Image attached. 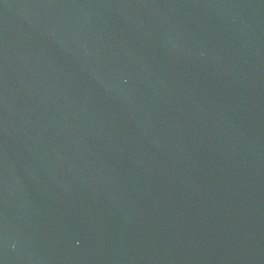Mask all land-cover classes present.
I'll list each match as a JSON object with an SVG mask.
<instances>
[{"label":"water","instance_id":"1","mask_svg":"<svg viewBox=\"0 0 264 264\" xmlns=\"http://www.w3.org/2000/svg\"><path fill=\"white\" fill-rule=\"evenodd\" d=\"M0 264H264V0H0Z\"/></svg>","mask_w":264,"mask_h":264}]
</instances>
